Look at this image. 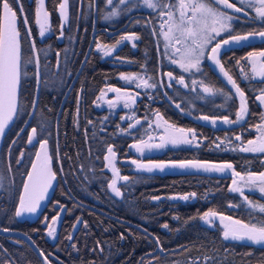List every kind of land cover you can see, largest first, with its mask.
Masks as SVG:
<instances>
[{"label":"trees","instance_id":"obj_1","mask_svg":"<svg viewBox=\"0 0 264 264\" xmlns=\"http://www.w3.org/2000/svg\"><path fill=\"white\" fill-rule=\"evenodd\" d=\"M41 1L53 20H59L55 5L60 0ZM68 1L72 11L63 36L50 35L42 42L36 39L35 49L29 38L23 40L19 112L0 139V226L29 234L53 264H264V243L224 239L221 227L239 229V225L230 226L222 220L221 224L215 218L217 215L201 219L211 210L243 224H260L264 222V213L251 208L248 201L264 204L263 193L253 189L244 191V195L230 191L232 169L219 172L165 166L163 170L148 171L132 160L138 155L142 162L164 158L174 163L193 159L209 165L231 163L236 172L244 174L264 169V153L239 150L256 133L254 127L261 111L256 96L264 89V78L259 75L253 78L249 70L244 48L248 42L226 45L233 51L219 57L245 92L248 107L243 120L229 124L223 118L236 120L241 103L235 89L207 61L206 55L199 71L185 72L174 64L164 53L158 24L160 14L142 6L150 17L142 10L141 23L132 21L129 32L122 36L127 38L121 39L122 34L106 33L114 28H108L112 21L102 19L100 0H82L78 10L76 0ZM229 2L241 7L237 0ZM213 7L234 15L230 32L237 27L239 32L264 30L254 19L252 9L245 16L220 4L213 3ZM94 9L97 20L107 27H102L106 32L95 33L91 44ZM152 32L156 34L158 48ZM228 36L222 34L216 41ZM254 40L264 49V44H259L261 38ZM98 43L114 47L106 55L97 47ZM241 49L245 52L241 53ZM169 72L173 78L168 77ZM122 76L137 79L129 82ZM138 77H152L149 83L156 87L137 88L136 84L141 82ZM180 77L183 84L179 83ZM107 84L129 86L138 92L130 109L95 105L99 92ZM206 85L221 91L204 92ZM156 116L170 125L194 130L195 139L187 131L190 144H167L134 153L136 148L132 145L145 142L155 132ZM205 116L207 120L202 119ZM213 118H217L215 123ZM135 119L139 123L129 128ZM32 128L37 132L33 143H29ZM41 140L48 142L50 166L56 173L42 212L52 218L58 215L55 203L62 205L58 221L51 227L55 229L53 236L48 235V224L42 226V220L32 219V215L22 217L23 220L15 216L25 174L33 162H38L35 145ZM108 146L116 152L113 163L118 175L104 159ZM113 179L121 196H116L109 187ZM177 194L179 197L174 198ZM182 195L189 199H181ZM209 218L212 223L205 224ZM157 238L161 247L169 250L149 254L157 247ZM9 240L0 233V264H42L24 239Z\"/></svg>","mask_w":264,"mask_h":264},{"label":"snow or ice","instance_id":"obj_2","mask_svg":"<svg viewBox=\"0 0 264 264\" xmlns=\"http://www.w3.org/2000/svg\"><path fill=\"white\" fill-rule=\"evenodd\" d=\"M18 2V0H17ZM94 2V0H93ZM241 7H237L235 3H230L229 0H178V3H165L164 0H143V5L149 9L156 10L157 8L161 9L160 16H167L168 20L161 24L160 34L164 37L165 47H169L172 41H175L177 44H183L182 49H176V52L181 53V63L180 67L185 71L195 69L200 70V63L202 58L205 57V49L212 45L208 52V59L212 60L216 65L219 66L220 72L227 78V81L235 89V94L240 98L241 103L239 110L236 112V120H230L225 116L224 122L229 124L238 123L245 118V115L248 112L247 101L245 98V92L239 87L236 81L229 75V72L225 69L224 65L219 59L220 50L223 46L229 45L230 43L240 44L242 42H247L249 39H255L256 37L261 38L264 41V30L252 31L246 35H232L229 31L230 22L234 19V15H229L225 11L221 10L218 7H213V3L222 4L225 9H232L234 13L243 12L245 16L248 15L249 9L255 11V20H258L262 26H264V0H237ZM129 0H106V6L112 7L113 11L109 12L105 19H110L111 17L117 16L119 12L117 8L119 5H127ZM92 6L91 4L89 5ZM164 9H169L164 11ZM172 9H175L173 11ZM59 14L63 18V21L66 23L68 20V0H63L59 3ZM0 11L3 13V24L0 25V135L5 132V129L13 122L14 117L19 112L18 104V95H19V83L21 76V33L17 27V15L16 11L11 6L10 0H0ZM20 11L23 13V7L20 6ZM179 13L177 16L176 13ZM189 13H191L189 15ZM49 14L47 12H42L41 9L37 10V20L36 23L39 26V36L43 37L49 29L48 23ZM25 24V38H31L32 32L31 28L28 26L27 17H24ZM165 24L167 25V31H164ZM63 28V24L61 25ZM229 31V38L218 40L213 44V41L216 40V37L220 36L222 32ZM179 33V35H177ZM127 37H122L121 39H126ZM139 39V37H134ZM119 43V42H118ZM30 46L35 49V39H30ZM98 47H100L98 45ZM108 54L107 52L105 53ZM254 57H260L264 59V51L261 52H249L247 58L252 63V72L253 78L256 75L264 78V63H261V71L257 72V62L253 60ZM31 62V61H28ZM38 62V61H37ZM177 63L176 60L172 61ZM239 64V61H237ZM169 78L172 77V73H167ZM122 79L132 82L134 77L122 76ZM245 78H249L245 74ZM140 83L136 84L137 88L147 87L154 88L156 85L154 83H149V80L153 79L148 77L144 79L143 77H138ZM179 83L183 84V77H180ZM195 83V81L193 82ZM203 83V82H201ZM171 86V85H169ZM113 92L119 93L121 89L112 88L110 89ZM204 92L215 93L220 92V89H215L211 86H204ZM224 95H228L224 93ZM135 96L129 95L124 106L129 107L131 103L135 102ZM231 99V96H228ZM256 100L259 101L260 105L264 106V89L260 90V94L256 96ZM110 107H115L114 104H111ZM179 107V105H177ZM157 115H159L157 113ZM202 119L207 120L208 117H202ZM262 121H264V114L261 116ZM137 123L139 121L137 120ZM215 123V121H213ZM134 125H129V128ZM259 131L262 132V135L257 139L260 141L257 144L256 141L249 140L247 142L251 147H241L239 150L243 152H261L264 153V123L256 126ZM180 132L185 130L180 129ZM189 133H192L193 139H195L194 130H187ZM32 135H29L28 142L33 143L35 134L37 132L36 128H32ZM236 139H240L239 136ZM171 143H186L190 144L192 141L189 140L186 136L182 138H171ZM15 143V141H13ZM47 140L39 141L40 150L36 153V160L41 161L39 168L37 169V163L33 162L32 169L33 172L28 173V181L31 183L25 182L23 186V193L19 197V204L15 209V216L20 217L24 213H36L38 208L41 205V201L45 199V196L48 192V189L52 186V182L56 179V173L52 170L50 166L51 157L47 152ZM141 145L144 147H151V145L145 144L141 141ZM164 143L156 145V147H163ZM137 151H143V147L140 145H132ZM43 153V157L41 155ZM108 155L104 156V159L108 162L109 167L112 168L114 174L118 175V170L115 169L113 161L116 158V152L113 150L112 146L107 147ZM23 155V154H21ZM19 163V161H17ZM133 163H136L133 161ZM264 163V161H262ZM138 167H146L143 165H138ZM153 167L163 170L165 165L157 164ZM153 167H147L148 171H152ZM172 167L178 168H200L204 171H219L224 172L226 169H232L233 175L240 177L241 181L244 182L245 186H257L259 190L264 193V172L260 173H248L247 177L241 176L239 172H235L233 165L231 163H224L222 165H208L199 162H180L179 164H173ZM35 173V176L33 175ZM2 179V177H0ZM122 179L127 180V177H122ZM233 185H237V180H233ZM109 187L112 189V192L116 196H121L122 193L118 187H116V180L113 179L109 184ZM233 192H240L241 195H244L241 187H233L229 189ZM191 196H195V193H192ZM156 199H159L157 197ZM181 199L187 200L189 196H183ZM245 201H248L247 196L244 197ZM248 204L254 210L258 209L259 212L264 213V204L256 205L251 201H248ZM218 215L213 211L204 213L201 219L205 217H214ZM47 220V217L45 218ZM55 217H53V222H55ZM221 219H226L221 216ZM227 219H231L228 217ZM208 223H211L209 220ZM234 224L239 225L240 228H228L225 226V231L223 233L224 239H233V240H248L254 244L264 243V222L260 224H243L241 221H233ZM48 232L49 236H53L55 229L51 228ZM167 227V225H164ZM5 231L7 229H4ZM123 238V237H122ZM71 239V237H69ZM156 243L159 244L160 241L157 238ZM163 251V249H161ZM40 256L44 257V264H52L47 256L41 251Z\"/></svg>","mask_w":264,"mask_h":264},{"label":"rangeland","instance_id":"obj_3","mask_svg":"<svg viewBox=\"0 0 264 264\" xmlns=\"http://www.w3.org/2000/svg\"><path fill=\"white\" fill-rule=\"evenodd\" d=\"M165 3H169V2H171L170 0H165L164 1ZM61 3V2H60ZM173 4H175V3H178V0H173V2H172ZM142 6H144L143 5V0H129V3L127 4V5H119L118 6V8H117V11H119V15H122V14H124V13H126V12H128L129 10L131 11L132 9H141V8H143ZM145 7V6H144ZM99 10L101 11V13H103V11L105 10V12H104V15H103V18L102 19H104V20H114L113 18H115L116 16H114V17H111L110 19H105V17L104 16H106L109 12H111V11H113V8L112 7H109V6H106V0H102V1H100V3H99ZM156 10H159V8H157ZM160 11H161V9H160ZM164 11H167V9L166 10H164ZM255 12V11H254ZM158 13V12H157ZM191 13H189V15H190ZM118 15V16H119ZM176 15L178 16L179 15V13L177 12L176 13ZM256 15V14H255ZM3 13H1V25L3 24ZM68 17H69V15H68ZM61 20H62V23H64V21H63V18L61 17ZM166 20H168V17L167 16H164V17H161V19H160V22L158 23L159 24V26H160V32H161V24H164V22L166 21ZM69 21V20H68ZM67 21V22H68ZM159 21V20H158ZM157 21V22H158ZM65 26H63V29H61V30H59V29H57V31H54V32H52V34L53 35H55L56 33H60V32H62V34H63V32L65 33ZM164 31H167V25L165 24V27H164V29H163ZM127 32H129V31H127ZM127 32L126 33H121L122 35H121V37L122 36H125L126 34H127ZM50 33V32H49ZM248 32H243L242 34H239V35H246ZM222 34V33H221ZM161 35V34H160ZM177 35H179V33H177ZM63 36V35H62ZM128 37H130L131 35H127ZM221 36V35H220ZM220 36H218V37H216V40L220 37ZM161 37H162V39H163V47H164V53H166L165 55H167L168 57H170L171 58V60L173 61V60H176L177 61V63H174V64H177L179 67H180V63L182 62L181 61V53L180 52H176V49H182L183 48V44L181 43V44H177V43H175V41H172V43H171V45L169 46V47H165V44L167 43L166 41H165V39H164V37L161 35ZM216 40H214L213 41V44L216 42ZM252 41V40H251ZM250 41V39H249V41H247L248 43H247V46H245L244 48H245V50L247 51L248 50V48H249V46L252 44V42ZM257 43V42H256ZM258 44V43H257ZM257 44H255V43H253L252 45L253 46H256ZM98 45L100 46V47H98ZM211 46L212 45H209L206 49H205V55L207 56V54H208V51H209V49L211 48ZM97 47L102 51V52H104V53H109L111 50H112V48L114 47V45H104L103 43H98L97 44ZM242 50V49H241ZM245 50H242V52L241 53H244L245 52ZM240 53V54H241ZM240 54H238V55H240ZM237 55V56H238ZM237 56L235 57V60H236V58H237ZM259 63L257 64V71L259 72L260 70H259ZM181 68V67H180ZM112 88H119V89H121V91L119 92V93H117V92H113V91H111L110 89H112ZM260 94V93H259ZM258 94V95H259ZM129 95H132V96H135V97H137V95H138V92L135 90V89H133L132 87H129V86H121V88L119 87V86H115V85H112V84H107V85H105L102 89H101V91L99 92V94H98V96H97V98H96V101H95V105L96 106H98V107H101V106H103V105H105L106 107H109V108H111V109H116V108H125V110L126 109H130V106L132 105V103H131V101H128L129 102V104H130V106L129 107H125L124 106V104H125V102H126V100H127V98H128V96ZM110 102H111V104H114L115 105V107H110ZM258 103H259V101H258ZM259 105H260V103H259ZM260 108H261V111H260V119H259V121L256 123V125H255V127L254 128H256L255 129V131H256V133H255V135L252 137L253 139H251V140H253V141H256L257 142V144H259L260 143V141L257 139L259 136H261L262 135V132L261 131H259L258 129H257V125H261L262 123H264V121H262V119H261V116H262V114H264V106H262V105H260ZM137 120L138 119H135L134 121H133V123H132V125H135L136 123H137ZM155 121H154V124H155V126H156V128H155V132L152 134L151 133V136H147L145 139V144H147V145H151V147L152 148H157V149H159V148H162V147H156V145H159V144H161V143H164V146L163 147H165L167 144H169V145H171V146H176V145H186V143H176V144H173V143H171L170 142V140H171V138H177V139H179V138H182V137H187L189 140H191L190 138H189V136L190 135H188V133H187V130H185L184 132H180L179 130L180 129H183V128H179V127H177V126H173V125H170V123H166L165 121H163L161 118H158L157 116L155 117V119H154ZM139 121V120H138ZM154 126V127H155ZM184 130V129H183ZM5 131H6V129H5ZM2 138V136L0 135V139ZM248 142V141H247ZM247 142H245L243 145H244V147H251V145H248L247 144ZM139 145L141 146V147H143V151H144V148H146V149H148L149 147H144L143 145H141V143H139ZM35 147H36V149H37V151H41L40 150V146H39V144H37V145H35ZM140 153L141 151H137L136 149L134 150V153ZM41 155H42V157H43V153H41ZM148 155V154H147ZM151 156H152V154H151ZM144 157V156H143ZM36 158V157H35ZM141 157H139L138 155H137V157H133V159L132 160H135V162H136V164H138V165H143L144 166V164L145 165H148L149 167H153L154 165H157V164H163V165H165V166H168V168H178V167H172V165L173 164H179V163H174L172 160H170V159H164V158H160L161 160H155L156 158H154L153 160H150V161H147V162H142L141 161ZM181 162H199V163H204V164H208L209 165V163L208 162H203V161H201V160H196V159H193V160H188V161H181ZM35 163H37V169L39 168V165H40V163H41V161H38V162H35ZM33 164V163H32ZM32 164L29 166V169H28V171H27V173L25 174V177H24V183L25 182H28V183H31V181H28V173L29 172H33V169H32ZM212 165H216V164H212ZM148 166H146L145 168H147ZM153 168H155V167H153ZM191 168V167H190ZM197 169H199V168H197ZM224 172H226V171H224ZM233 172V171H232ZM236 172V171H235ZM260 172H264V169L263 170H261ZM259 172V173H260ZM241 174V176H244V177H247V174L248 173H240ZM258 174V173H257ZM33 175L35 176V173H33ZM232 176V175H231ZM237 180V185H233V182L231 181V188H233V187H237V186H239V187H241L242 188V190H243V192L244 191H250L251 189H253V190H256L258 193L259 192H261L260 190H259V187H257V186H245V184H244V182L243 181H241V179H240V177H236V176H232V180ZM24 186V185H23ZM23 193V188H22V190L20 191V194H19V197H20V195ZM262 193V192H261ZM264 194V193H263ZM176 196H178V194L177 195H175V196H173L174 198H177ZM182 196H185V195H182ZM179 197V196H178ZM42 202V201H41ZM18 204H19V200H18ZM18 206V205H17ZM37 215L35 216V220H42V224H46V217L44 216V214H43V212L38 208V210H37ZM33 214H35V213H24V214H22L21 216L23 217V216H29V215H33ZM223 217H225V216H223ZM50 218V216L48 215L47 216V219H49ZM208 218V217H207ZM226 218V217H225ZM211 218H209L208 220H210ZM231 220V221H230ZM49 221H51L50 222V224H48V229H47V232H49V230H50V227L49 226H53V219H51V220H49ZM48 221V222H49ZM224 222H228L229 224H231L230 226H233V225H236V224H234L233 223V221H236V219H234V218H231V219H224L223 220ZM43 226V225H42ZM46 226V225H45ZM225 229V228H224ZM10 241V240H9Z\"/></svg>","mask_w":264,"mask_h":264},{"label":"flooded vegetation","instance_id":"obj_4","mask_svg":"<svg viewBox=\"0 0 264 264\" xmlns=\"http://www.w3.org/2000/svg\"><path fill=\"white\" fill-rule=\"evenodd\" d=\"M81 1L82 0H76V3H77V7L76 8H77V10L79 9V4H81ZM100 1H102V0H100ZM10 2H11V6L16 11V15H17V27L19 28L20 33H21V50H22V47H23V40L26 39L25 38V24H24V19H23L24 17H27L28 26L31 28V32H32V37L31 38H35V40L37 39L40 42H42L44 40V38L47 37V35H44L43 37H40L39 34H38V32H39V26L36 23V20H37V10L38 9H41L42 12H47L49 14L48 23H49V27H51L52 29H50L45 34H49V32H50V34L53 35L52 32L57 31V29H59V30L63 29V28H61V25L62 24H63V26H66L67 23H68V22L62 23V20H61V16L60 15H59L60 16L59 17V20H55V19L53 20V18H54L53 15L50 13V11L48 9H46L44 7V5H43V3H42L41 0H35V1H32V0H18V2H17V0H10ZM60 2H63V0H60L55 5V10L58 11V13L60 11L59 10V3ZM21 5L23 7V13H21V11H20V6ZM220 5H222V4H220ZM142 10L143 11H146L145 13L147 14L148 17H150V12H147L148 11L147 9L146 10H145V8L134 9V11L131 10L132 12L131 11L128 12L129 14L127 12L124 13V14H122V15H119L118 14L119 16L116 17V19L110 20V21H112L111 23H113V24L108 25L109 26L108 28H119L120 30L117 33H115V35L121 34V33L125 32V31L127 32L128 29H129L128 27H129V25H130V23L132 21L134 22V24L135 23H137V25L140 24L139 17L142 16L141 15L142 14L141 13ZM71 11H72V7H71V4L69 5V1H68V15H69V17L71 15ZM151 11H156V13L158 12V14H159V10H152L151 9ZM103 13H104V11H103ZM91 20H92V31H91L92 35L90 36V40L93 41L94 36H95V33L96 32H99V31H105L106 32V30H104L102 27H104V26L107 27V26L102 24L103 21H98L97 20V14L95 13V9L93 10V16H92V19ZM125 22L127 23L126 26L123 29H121V26ZM53 25H54V27H53ZM251 25H253V24H251ZM248 26H250V25H248ZM85 27H86V25H83L82 26V30H84ZM237 28H236V30L234 32H231L232 35L242 34L243 33L241 31L240 32L237 31L238 30ZM222 34L229 35V33H224V32H222ZM62 35H63L62 32L55 34V36H57V37H60ZM109 36H112V35H109ZM222 37H224V36H222ZM31 38H29V39H31ZM228 38H229V36H228ZM250 41L252 42V44L253 43L257 44L258 43V42L257 43L254 42L255 41L254 39H250ZM259 42H260L259 44H261V45L264 44L263 43L264 41L263 42L262 41H259ZM252 44L249 46L248 50L245 52L246 54H248L249 52H256V53H258V52L261 51L259 49H263L262 48L263 46L262 47L259 46V45L253 46ZM258 47H260V48H258ZM230 48H232V47H227L226 45L223 46L221 48L220 55L223 56L224 53H229V52L233 51ZM256 48L259 51H256ZM263 51H264V49H263ZM235 52H236V50H235ZM232 53L234 54V52H232ZM249 70H250V68H249Z\"/></svg>","mask_w":264,"mask_h":264},{"label":"water","instance_id":"obj_5","mask_svg":"<svg viewBox=\"0 0 264 264\" xmlns=\"http://www.w3.org/2000/svg\"><path fill=\"white\" fill-rule=\"evenodd\" d=\"M124 26H125V24H123L121 26V28H123ZM115 32H117V29H114V30H111V31L108 30L107 34H112V33H115ZM209 62L215 64L212 60H209ZM4 229H7V230L5 231ZM0 232L6 233V234L19 235V236L23 237L30 244V246L34 249V251L37 253L39 258L41 259L42 263L44 264V257L40 256V254H39L41 252V249L37 246V244L33 241V239L29 235H27L25 232H23L21 230H15V229H10V228H3V227H0ZM161 249H163V248L160 245H157V247L154 248V250H152V251H150L148 253L152 254V253L156 252L157 250L162 253V252H165V251L169 250V248L163 249V251H161Z\"/></svg>","mask_w":264,"mask_h":264}]
</instances>
